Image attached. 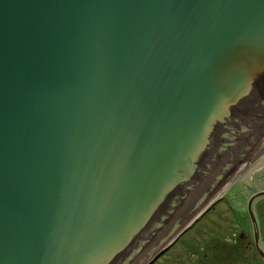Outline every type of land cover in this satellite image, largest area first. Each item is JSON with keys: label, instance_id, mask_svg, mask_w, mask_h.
Instances as JSON below:
<instances>
[{"label": "water", "instance_id": "1", "mask_svg": "<svg viewBox=\"0 0 264 264\" xmlns=\"http://www.w3.org/2000/svg\"><path fill=\"white\" fill-rule=\"evenodd\" d=\"M263 138L264 0H0V264H151Z\"/></svg>", "mask_w": 264, "mask_h": 264}, {"label": "flooded vegetation", "instance_id": "2", "mask_svg": "<svg viewBox=\"0 0 264 264\" xmlns=\"http://www.w3.org/2000/svg\"><path fill=\"white\" fill-rule=\"evenodd\" d=\"M246 187L240 190L239 196H243L242 203V221L247 222L249 230L246 232L241 231L242 224L235 228L236 231L231 233V237L226 239L223 234H217L214 238L212 237H201L200 232L197 233V236H194L190 239L189 242H186L183 246L181 252L185 256H181V252H175L171 254L168 260H159L158 264H225L226 261L225 253L224 256H221L220 253L224 248L228 247L232 249L244 250L248 249L249 245H252L256 255L264 264V169H261L254 172L249 176V180L246 182ZM239 200V199H236ZM236 220L239 221V215L235 213ZM255 228L258 229V235H255ZM216 239V240H215ZM216 255V259L215 258ZM213 255L214 258L211 260L209 257ZM240 258L244 259V256H248L243 253H240ZM249 259L251 257H248ZM235 257L233 256L232 260ZM211 261V262H210Z\"/></svg>", "mask_w": 264, "mask_h": 264}, {"label": "rangeland", "instance_id": "3", "mask_svg": "<svg viewBox=\"0 0 264 264\" xmlns=\"http://www.w3.org/2000/svg\"><path fill=\"white\" fill-rule=\"evenodd\" d=\"M263 140V139H262ZM260 140V142L262 141ZM258 146V145H257ZM253 147L249 153L250 157L255 153H257V148L259 147ZM264 149V147H262ZM259 150V149H258ZM261 151V150H260ZM264 153V150H263ZM261 153V154H263ZM262 157V156H261ZM251 159V158H250ZM254 160V158L252 159ZM242 161L238 164V166L231 172L230 176L227 178H231L233 174L235 175L238 173L237 171L239 168L242 166ZM250 172V170H249ZM259 172V171H258ZM249 180V176L243 177L240 175L234 181H232L230 184L226 185L227 183L224 182L221 186V192L223 194H219L215 199L218 200L214 203V201L211 202V204H206L203 206L201 211L198 209V211L192 214L191 217H193L192 220H190L187 223L186 227H181V229L184 231L178 235L177 239L169 246L165 252L161 255L159 260H168L171 256V254L175 252H181L183 249V245L186 242H189L190 239L194 236H197V233L200 232L201 237H212L214 238L217 234H223L226 239L231 237V233L233 231H236L235 228H238L240 224H242V230L243 232H246L249 230L248 224L244 217L242 221H240L242 217V208H243V203H242V198L243 196H239L240 190L247 188L246 187V182ZM226 185V186H225ZM225 186V187H224ZM224 187V188H223ZM239 199V200H236ZM200 211V212H199ZM239 215V221L240 223L236 220L235 214ZM198 213V214H197ZM197 214V215H196ZM196 216V217H195ZM195 217V219H194ZM264 232V230H263ZM216 240V239H215ZM227 250L235 251L234 252V257L235 259L232 260L233 256L229 260L226 259L224 262L225 264H262L263 262L259 259V257L256 255L254 248L252 245H249L248 249L241 250L240 249H232L230 250L228 247L224 248V250L221 251L220 255L224 256L223 253H225ZM243 251L248 257H251L250 259L244 256V259L240 258V253ZM181 256H185L183 252L180 253ZM213 255H210V259L212 260L213 258L216 259ZM150 258V257H149ZM211 262V261H210ZM158 261H154L151 264H158ZM165 263V262H164Z\"/></svg>", "mask_w": 264, "mask_h": 264}, {"label": "bare ground", "instance_id": "4", "mask_svg": "<svg viewBox=\"0 0 264 264\" xmlns=\"http://www.w3.org/2000/svg\"><path fill=\"white\" fill-rule=\"evenodd\" d=\"M257 145H258L259 147H258ZM256 146H257L258 148H257V153H255V154L258 155V154L260 153V152H259L260 150H261V152L264 150V149L262 148V147H264V138H263V140H262L261 142L259 141L254 147H256ZM258 149H259V150H258ZM263 155H264V154H263ZM252 156L254 157V154H253ZM245 157H246V156H245ZM245 157H244V158H245ZM244 158H243L241 161H243ZM248 165H249V160H247L245 163H243V165H242L241 168H240V170H241L240 172L242 173L243 171H245V170L248 168ZM240 172L236 173L235 175L233 174V176H232L231 178H229V179L226 181V183H227L226 185H228V184H230L232 181H234V179H236V178L238 177V175H239ZM226 185H225V186H226ZM225 186H224V187H225ZM224 187H223V188H224ZM221 191H222L221 189H220V190H217V193H215V194H213L212 196H210V197L207 199L206 203H204V204L201 206V208H200L199 210L201 211V209L203 208V206H205L206 204H209L210 202L214 201V199H215L220 193H222ZM197 211H198V210H197ZM197 211H196V212H197ZM200 211H199V212H200ZM196 212H195V213H196ZM197 214H198V213H197ZM197 214H196V215H197ZM191 219H192V218H191ZM191 219H190V220H191ZM190 220H189V221H190ZM157 247H158V246H157Z\"/></svg>", "mask_w": 264, "mask_h": 264}, {"label": "trees", "instance_id": "5", "mask_svg": "<svg viewBox=\"0 0 264 264\" xmlns=\"http://www.w3.org/2000/svg\"><path fill=\"white\" fill-rule=\"evenodd\" d=\"M236 251V250H235ZM235 251H229V250H227L226 252H225V258L227 259V260H229L230 258H231V256H233L234 255V252Z\"/></svg>", "mask_w": 264, "mask_h": 264}]
</instances>
